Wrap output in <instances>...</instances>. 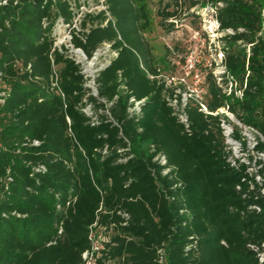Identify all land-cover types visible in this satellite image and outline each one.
Wrapping results in <instances>:
<instances>
[{"label": "trees", "instance_id": "1", "mask_svg": "<svg viewBox=\"0 0 264 264\" xmlns=\"http://www.w3.org/2000/svg\"><path fill=\"white\" fill-rule=\"evenodd\" d=\"M2 1L0 264H80L90 228L105 235L99 264H264V193L226 161L220 115L189 102L186 126L168 104L149 1L102 0L75 26L80 0ZM207 6L226 71L245 87L227 95L209 70L206 107L227 104L264 135V0H156L157 25L168 33ZM59 18L88 58L103 43L117 53L95 75L96 95L64 46L53 48ZM131 97L143 99L138 114ZM258 172L264 186V162Z\"/></svg>", "mask_w": 264, "mask_h": 264}, {"label": "built area", "instance_id": "2", "mask_svg": "<svg viewBox=\"0 0 264 264\" xmlns=\"http://www.w3.org/2000/svg\"><path fill=\"white\" fill-rule=\"evenodd\" d=\"M5 2L6 0L2 1V3ZM82 7L83 6H81L80 9ZM79 16L80 12L74 18L72 26H75V22H77ZM61 32L62 36L60 35ZM228 32H230V30H228ZM52 34L54 36L53 48L56 47L60 49L61 46H64L65 51L68 53L69 57L80 64L81 71L86 78V86L91 89V92L94 95H96L94 77L99 69L95 70V73H88L83 66L85 63H89L88 59L90 60L96 58V53L99 50L100 46H104L105 48L103 52L112 54V57L117 55L116 51L111 49L109 43H103L96 49L93 55L88 58L81 48L73 46V44L71 43V27L68 23L63 22L61 18L57 19V21L55 22ZM220 59L223 69L219 74H215L214 72H212L215 77L216 83L222 87L223 92L227 95L233 92L235 96L241 98L245 84L242 87H239L237 81L233 78V76L226 71V68L222 62V52ZM185 66L190 67L188 72H186V76H182L177 80H175L173 76L166 77L162 75L166 85L174 87V92L172 94H167L166 99L168 101V104L172 107L177 119L180 122L184 123L186 126L188 125L186 106L189 102L197 104L198 110L202 111L203 113L220 115L219 125L221 127L226 144V149L228 151L226 161L230 166L234 168H239V166L243 164L245 166L244 174H246V176L248 177H251L260 187L259 191L261 193H264V186L262 185L263 178L262 175L258 172V169L262 166V162H264V152L254 150L255 145L259 141L264 142V135H262L255 127L244 124L243 122L238 120L235 117L234 113L230 111L227 104L218 108L214 112H210L207 109L204 101V96L206 93V87L204 83L205 75L200 77L197 73H193L192 63H185ZM190 74H194V80L188 83L186 81V77ZM54 84H56V74ZM179 85H181V87H179ZM142 101L143 99L136 100L134 97H131L129 99L130 106L128 107V112L131 115L138 114ZM85 111L88 112V114H91L89 106L86 107ZM93 121H95V118H93ZM34 143L37 142L35 141ZM155 159L158 160L162 165L166 163V158L161 153L157 154L155 156ZM259 161L262 162L259 163ZM167 171L168 168L164 169L162 172L166 173ZM249 183V188L252 189V180H250ZM237 188H239V186H237ZM250 208L255 210L260 209L258 205H252L250 206ZM88 237L90 239V248L86 249L82 253V262L80 264H99L97 262V258L100 255V250L103 248V241L105 240V238H101L99 235H97L92 228H90L89 230ZM261 246L264 249V243H262ZM250 247L253 250L257 251L259 258L261 259L263 251L258 250V248L254 245H251Z\"/></svg>", "mask_w": 264, "mask_h": 264}, {"label": "rangeland", "instance_id": "3", "mask_svg": "<svg viewBox=\"0 0 264 264\" xmlns=\"http://www.w3.org/2000/svg\"><path fill=\"white\" fill-rule=\"evenodd\" d=\"M150 6L151 27L147 33L148 38L154 48L157 62L163 70L166 77L173 76L175 80L182 76H186L189 66L185 63H192L193 73H197L200 77L212 69V72L219 74L223 69L221 65V49L218 38L223 34L218 29V23L214 18V11L209 6L194 10V15L181 18L176 21L175 28L166 33L157 25V17L155 15L156 0H148ZM83 7L79 12L86 10H99L104 8L102 0H80ZM77 25V22H75ZM62 36V32L60 33ZM61 39V38H60ZM165 47L171 48L169 58L175 64L172 69L164 59ZM104 46H100L96 53V58L88 59L89 63H85L83 67L88 73H95V70L104 67L111 59L112 54L103 52ZM184 58V61H181ZM194 80V74L186 77V81L190 83ZM101 238H105L103 233H98Z\"/></svg>", "mask_w": 264, "mask_h": 264}]
</instances>
